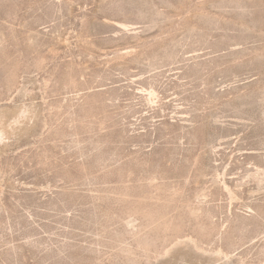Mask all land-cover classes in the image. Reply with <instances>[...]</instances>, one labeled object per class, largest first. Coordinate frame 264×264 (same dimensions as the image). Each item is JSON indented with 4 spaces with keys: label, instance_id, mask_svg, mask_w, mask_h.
I'll use <instances>...</instances> for the list:
<instances>
[{
    "label": "rangeland",
    "instance_id": "rangeland-1",
    "mask_svg": "<svg viewBox=\"0 0 264 264\" xmlns=\"http://www.w3.org/2000/svg\"><path fill=\"white\" fill-rule=\"evenodd\" d=\"M0 264H264V0H0Z\"/></svg>",
    "mask_w": 264,
    "mask_h": 264
}]
</instances>
